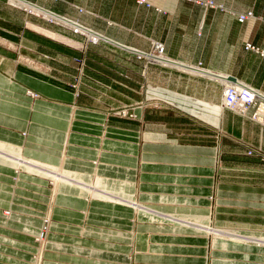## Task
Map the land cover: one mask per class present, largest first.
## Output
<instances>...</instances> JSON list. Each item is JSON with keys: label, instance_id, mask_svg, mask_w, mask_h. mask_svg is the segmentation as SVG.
<instances>
[{"label": "crops", "instance_id": "1", "mask_svg": "<svg viewBox=\"0 0 264 264\" xmlns=\"http://www.w3.org/2000/svg\"><path fill=\"white\" fill-rule=\"evenodd\" d=\"M208 1L222 11L200 4ZM145 2L0 0V143L23 146L46 169L96 177L115 201L58 194L44 264H206L208 255L211 264H264V126L221 107L231 83L264 96V59L245 50L264 51V0ZM247 11L254 16L237 21ZM67 25L87 29L99 47L86 49L90 40ZM154 42L163 62L141 66L143 88L159 99L152 111L142 100L123 119L117 105L53 82L74 55L96 71L103 48L133 66L135 55L156 56L147 55ZM250 147L261 157H248ZM55 174L57 184L85 188ZM19 175L13 195L15 173L0 168V251L12 253L0 252V264L31 255L29 234L48 210L47 179ZM218 224L257 239L225 236Z\"/></svg>", "mask_w": 264, "mask_h": 264}, {"label": "rangeland", "instance_id": "2", "mask_svg": "<svg viewBox=\"0 0 264 264\" xmlns=\"http://www.w3.org/2000/svg\"><path fill=\"white\" fill-rule=\"evenodd\" d=\"M135 2L138 5H140L139 4L140 0H135ZM142 4H144V3H142ZM200 4H205L207 7H210V9H215V10L219 9L220 11H222L220 8L216 9L214 7L215 3L212 1H208V2L200 3ZM241 16L244 17V20H242V21L239 20V18ZM249 16H254L252 11H247L245 13L237 15V21L245 22L248 20L247 17H249ZM50 19H51V21H54V22H57L60 24L63 23L60 20L55 19V18H50ZM68 27L71 28V30L74 34H83L87 39L90 40V41H87V43L84 42V46H86V49H88L91 46H96V48L99 47V43H97L98 40L94 37H91L89 35L87 29H85L84 27H81L80 25H69ZM101 50H103V53L100 54L101 57L97 61V63L100 65V68L98 70L95 71L89 67L87 58L83 59L80 56L74 55L71 57V66H67L66 68H64V72H65L66 76L64 77V75H62L59 77L61 79V82L55 81V80L53 82L64 87L63 90L72 94V96L74 98H78L80 95L87 93V94L95 95V97L89 96L90 99L96 98V100L101 101V103L104 102L106 104V106H107V102L117 105V108H118V111H116L117 115L115 113L114 114L117 117H121L123 119H127L128 117L129 118L134 117L133 115L130 114L131 108H135L136 105L141 107L142 100H144L145 102L148 101L149 106L151 107V111H152L153 110L152 108L156 107V104H158L159 99H158L156 90L153 89L152 86H149V88L147 86H145L143 88V85L141 83V79H142L141 66L144 64L147 65L150 62L152 63L154 61L152 59H151L152 61H149L150 59L148 60V58H146L145 56L143 57V55H141V56L135 55V57L133 59L134 65L133 66L126 65L127 61L125 59V56L122 55L121 53H119L118 51H117V54H115L116 59H113V58L111 59L108 57L107 53H104V52H108V51H104L105 49H103V48ZM245 50L252 51L256 54L259 53L260 57H262L264 59V57L261 55L262 53H264V51H260L259 48L255 47L251 43L245 44ZM150 53H154L155 55H157V54L163 55L164 54L163 44H161L159 42L152 43V51H150L147 55H150ZM37 56L41 60L46 59V57L43 55V52H41V51L38 52ZM150 58H154V57L150 56ZM49 59H50V62H53V63L56 62L54 59H51V58H49ZM26 62L30 63V61L28 59L26 60ZM155 63H157V62H155ZM32 65H35V61L32 63ZM163 65H166V64H163ZM26 67H27V69H29V66H26ZM134 67H137V69H135ZM42 74H44V73H42ZM39 76L41 77V79H42V77H44L41 74H39ZM53 76L57 77L56 74H54ZM44 78H46V77H44ZM244 84H246V83H244ZM246 85H248V84H246ZM248 86L250 88H253L250 85H248ZM62 87H60V88H62ZM225 89H226V85L224 87L223 96H224ZM31 92L32 91L28 92V95L30 97H36L37 96V94H35V93L31 94ZM146 98H148V100ZM221 107H223V104L221 105ZM223 108H225V107H223ZM225 109H227V108H225ZM256 109H257V106L252 107V108L249 107L245 113H242V112L239 113L237 111H233V112H235L241 116H244V117L246 116L250 120L253 121L252 116L256 112ZM228 110H230V109H228ZM230 111H232V110H230ZM253 122H255V121H253ZM23 151H24L23 146H12V145H5L3 143H0V157H1L0 158V168L5 167V169L12 170L15 173V176L13 179L17 183L14 185L15 189H14L13 195H16V192H17L16 187H18V184H20L21 180H23V178H21V176L19 175L20 173H26L28 175H33V176L36 175L38 177L47 179V186L50 189L49 205H48L47 211L46 210L41 211V212L38 211V213L41 214V215L40 214L39 215L42 217L41 218V225H39V227H38V233L35 235L26 233V234H29L32 236L31 241L33 243L32 245L34 246V249H33V252L31 253V255L25 256L23 253H20L22 255V258H18L16 256H13V257L17 258V260H19L20 264L21 263H23V264H38L37 261L39 260L38 257L40 255V247L42 246V244H44L43 255L41 256L42 257L41 264H44L47 262V260L44 259V254H45L46 244L48 243V237L50 234V224L52 221V218L51 217L49 218V216H51L50 214L52 211V205H53L54 198L56 196H58V194H69V195H72L74 197H78L79 199L81 198L85 201H88L91 199H104V200L112 202L113 204L115 201L112 200V199H114L113 197L109 196V195H111L109 188L103 187L102 185H99V184L95 185L97 182L96 177H95L96 179L94 177H92V179L81 180V179L76 178L74 176L67 175L66 173H63L62 171H58V169L57 170L46 169L44 167H41L42 165L40 166V165H36L35 162L34 163L30 162L26 157H24ZM249 151H252V154H249ZM254 151L257 153H255ZM246 155L248 157H258V158L261 157L260 151L253 148V147H250L247 150ZM262 156H263V154H262ZM262 160H264V156H263ZM55 172H59L65 179H70L74 182H77L81 185H84L85 188H78L75 185L69 184V183H59L57 185H54L55 184V182H54L55 181V179H54L55 178ZM0 178H2V177L0 176ZM20 198H22V197H20ZM14 201L15 200L13 199L12 204H14ZM18 205L20 208L23 206L20 203H18ZM43 205L46 208V204H41V206H43ZM120 205H121V203H120ZM6 214L8 215L9 212H6ZM211 219H212V215H211ZM164 223H166V222H163V225H164ZM211 227H213V226H211ZM219 227H221L220 224H218L216 227H213V228L218 229V230H225L224 231L225 236H226V234L229 233V234L239 235V236H242L245 238L246 237L251 238L254 240L257 239V237L250 235V234L232 232V231H229V230H226L223 228H219ZM1 235H4V234H1ZM247 238H246V240H247ZM23 239L24 238H22L20 240H23ZM209 240H212V237H210ZM42 241H44V242H42ZM249 241L252 242V240H249ZM209 251H211V250H209ZM0 252L3 254H6L8 256L12 255V253H10L8 250L0 251ZM210 259L211 258L208 255V258L206 260V264H211ZM17 264H19V263H17Z\"/></svg>", "mask_w": 264, "mask_h": 264}, {"label": "built area", "instance_id": "3", "mask_svg": "<svg viewBox=\"0 0 264 264\" xmlns=\"http://www.w3.org/2000/svg\"><path fill=\"white\" fill-rule=\"evenodd\" d=\"M239 20H244V17L241 16ZM261 55L264 57V53ZM222 104L225 108L232 111H237L239 113H245L249 107L252 108L257 106L256 112L253 114L252 119L253 121L264 126V98L259 97L257 99L246 89L236 88L235 83H231L226 86ZM249 154H252V151H249Z\"/></svg>", "mask_w": 264, "mask_h": 264}, {"label": "bare ground", "instance_id": "4", "mask_svg": "<svg viewBox=\"0 0 264 264\" xmlns=\"http://www.w3.org/2000/svg\"><path fill=\"white\" fill-rule=\"evenodd\" d=\"M141 2H142V0H141ZM142 3H144V4H146V2H145V0H143V2ZM142 3H140L139 2V4L140 5H143ZM45 15V14H44ZM252 16H249V17H247V18H251ZM240 23H242V22H240ZM161 55L162 54H157L154 58H150V57H148V58H150V59H152V60H155L156 62H163V58L161 57ZM141 56V55H140ZM235 86H236V88H239V89H246L247 91H249L250 93H252V96L254 95V97L255 98H259V97H262V98H264V96L263 95H261V94H259L257 91H255L254 89H252V88H250V87H248V86H246V85H243V84H235ZM57 177H58V174H55V184L54 185H57ZM55 194V193H54ZM51 215V214H50ZM51 216H49V218H50ZM42 242H44V241H42ZM43 248H44V244H42V246L40 247V255H39V260L37 261V263L38 264H41V262H42V255H43Z\"/></svg>", "mask_w": 264, "mask_h": 264}]
</instances>
